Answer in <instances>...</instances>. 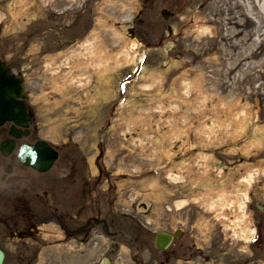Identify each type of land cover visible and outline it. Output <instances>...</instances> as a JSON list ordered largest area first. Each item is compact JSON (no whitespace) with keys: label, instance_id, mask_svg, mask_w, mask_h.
Here are the masks:
<instances>
[{"label":"rangeland","instance_id":"rangeland-1","mask_svg":"<svg viewBox=\"0 0 264 264\" xmlns=\"http://www.w3.org/2000/svg\"><path fill=\"white\" fill-rule=\"evenodd\" d=\"M0 43L60 151L3 264H264V0H0Z\"/></svg>","mask_w":264,"mask_h":264},{"label":"flooded vegetation","instance_id":"flooded-vegetation-1","mask_svg":"<svg viewBox=\"0 0 264 264\" xmlns=\"http://www.w3.org/2000/svg\"><path fill=\"white\" fill-rule=\"evenodd\" d=\"M10 57L11 59L4 54L0 43V65L5 66L11 77L5 76L4 70L0 67V197L3 190L15 188L28 172H44L24 162L20 156L21 153L32 154L33 149L27 150V148H34L38 139L45 140L57 150L56 159L60 154L57 146L37 130V104L33 100L32 93L35 84H29L25 77L26 72L19 67L15 58ZM56 159L50 168L55 164ZM59 221L63 225L62 218Z\"/></svg>","mask_w":264,"mask_h":264},{"label":"water","instance_id":"water-1","mask_svg":"<svg viewBox=\"0 0 264 264\" xmlns=\"http://www.w3.org/2000/svg\"><path fill=\"white\" fill-rule=\"evenodd\" d=\"M169 11L167 9L164 10V16L167 17ZM132 31V30H131ZM130 31V35L133 36V33ZM2 69L4 70L3 74L9 78H11L5 66H1ZM33 149V153H21V158L24 162L32 165L39 171H45L50 168V166L53 164L54 160L57 157V150L48 142H46L43 139H38L34 145V148L29 147L28 149ZM180 234V230H176L175 232H172L170 230L166 229H159L156 230L154 233V238H153V245L156 248L163 249L166 248L172 241L173 237L176 235ZM5 257V252L4 250L0 247V264H3Z\"/></svg>","mask_w":264,"mask_h":264},{"label":"bare ground","instance_id":"bare-ground-1","mask_svg":"<svg viewBox=\"0 0 264 264\" xmlns=\"http://www.w3.org/2000/svg\"><path fill=\"white\" fill-rule=\"evenodd\" d=\"M109 1L112 2L113 0H109ZM218 1H219V0H218ZM122 2H123V1H122ZM109 3H110V2H109ZM125 3L128 4V3H130V2H128V1H127V2H123V8H124V5L126 6ZM115 4H116V3H115ZM115 4H114V5H115ZM216 4H217V2H216ZM239 4H240V3H239ZM134 5H135V2H132V4H131L130 7H132V8L134 7V8H136ZM210 5H211V4H210ZM221 6H222V5H221ZM221 6H220V7H221ZM130 7H127V9L130 8ZM225 7H226V6H225ZM110 8H112V7H110ZM113 8H114V7H113ZM134 8H133V9H134ZM211 8H212V7H211ZM120 9H121V8H120ZM127 9H123L122 11H119L120 14L123 15V13H124L125 11H127V12L130 11L129 9H128V10H127ZM214 9H215V8H214ZM234 9H235V8H234ZM212 10H213V8H212L210 11H212ZM222 10H223V9H222ZM232 10H233V9H232ZM232 10L229 9V8L226 9L225 15H231V16H232V14H231V13H232ZM117 11H118V10H117ZM202 11H203V10H202ZM248 11H249V10H248ZM130 12H131V11H130ZM200 12H201V10H200ZM200 12H197L195 15H201ZM233 12H235V11H233ZM236 12H238V11H236ZM252 12H253V11H252ZM111 13H112V12H111ZM249 13H251V11H249ZM210 14H211V13H210ZM233 14H234V13H233ZM237 14H238V13H237ZM235 15H236V14H235ZM207 16H208V15H207ZM219 16H220V14H219ZM244 16H245V15H244ZM251 16H252V15H251ZM228 21H229V20H228ZM132 44L134 45V44H135V41H133Z\"/></svg>","mask_w":264,"mask_h":264}]
</instances>
